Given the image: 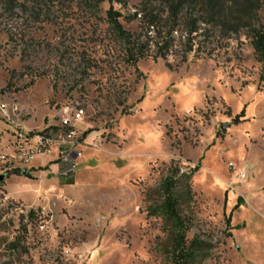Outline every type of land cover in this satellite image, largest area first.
<instances>
[{
	"label": "rangeland",
	"instance_id": "obj_1",
	"mask_svg": "<svg viewBox=\"0 0 264 264\" xmlns=\"http://www.w3.org/2000/svg\"><path fill=\"white\" fill-rule=\"evenodd\" d=\"M151 1L41 0L37 21L11 19L0 0V103L32 132L66 106L85 110L74 136L29 164L0 111V264H171L169 226L148 208L172 163L199 162L181 206L187 238L212 244L204 264H264V82L247 27L203 23L197 53L176 38L167 58L152 45L135 62L107 12L144 36L137 14L163 10ZM257 13L264 27V0ZM15 168L32 178L7 176Z\"/></svg>",
	"mask_w": 264,
	"mask_h": 264
},
{
	"label": "trees",
	"instance_id": "obj_2",
	"mask_svg": "<svg viewBox=\"0 0 264 264\" xmlns=\"http://www.w3.org/2000/svg\"><path fill=\"white\" fill-rule=\"evenodd\" d=\"M84 1L87 5L93 6L100 5L106 0ZM154 1L158 2L163 10L146 9L145 15L141 17L146 27L144 36H134L127 32L120 22L122 13L113 6L107 12L108 20L118 35L136 50V56H132L135 62L143 58L148 51L146 48L152 45L157 50V56L167 58L174 47L176 38L185 42L187 54L194 51L197 53L198 49L196 50L194 47L195 39L203 23H210L222 29L229 28L230 31H237L246 26L256 57L262 64L260 80L264 82V27L261 25L257 13L260 8V0ZM3 2L5 12L11 19L16 16L18 9L30 12L37 21H40L44 14L38 6L41 0H3ZM152 27L153 35L150 34ZM181 27L184 29L183 31L179 30ZM176 32L179 36L175 35ZM244 116L245 108L235 117L234 121L239 122ZM49 130L50 128H46L42 132H33L32 134L44 133ZM200 167L199 162L193 170L184 171L179 164L172 163L168 175L160 184L158 198L148 208V215L162 218L169 226L172 235L171 248L168 250L171 264H204L212 251L211 243L197 237L192 240L187 238L189 223L181 209V206L192 198L191 177L193 172L198 171ZM30 171L25 176L31 177ZM12 173L22 175L23 169L9 170L7 176ZM30 214H34L33 210L30 211ZM228 222L230 224V217Z\"/></svg>",
	"mask_w": 264,
	"mask_h": 264
},
{
	"label": "built area",
	"instance_id": "obj_3",
	"mask_svg": "<svg viewBox=\"0 0 264 264\" xmlns=\"http://www.w3.org/2000/svg\"><path fill=\"white\" fill-rule=\"evenodd\" d=\"M141 17L142 14L139 13L138 18ZM150 34H154L153 29H151ZM175 35L179 36L177 32ZM0 111L8 122L16 126L13 157L25 164L33 162L36 156L45 155L49 151L50 146L55 144L57 136H60V138H63V135L67 137L74 136L77 124L83 120L85 115V110L80 105L74 107L66 106L62 109L59 124L54 126L57 129L53 128L48 132L32 134V131L24 130L25 127L20 121L22 110L17 104L1 102Z\"/></svg>",
	"mask_w": 264,
	"mask_h": 264
},
{
	"label": "water",
	"instance_id": "obj_4",
	"mask_svg": "<svg viewBox=\"0 0 264 264\" xmlns=\"http://www.w3.org/2000/svg\"><path fill=\"white\" fill-rule=\"evenodd\" d=\"M229 125H230L229 123H222L221 124V129L222 130H225ZM27 172H28V170L27 169H24L23 170V175H26ZM5 178H6V175L5 174H0V182L4 181Z\"/></svg>",
	"mask_w": 264,
	"mask_h": 264
},
{
	"label": "bare ground",
	"instance_id": "obj_5",
	"mask_svg": "<svg viewBox=\"0 0 264 264\" xmlns=\"http://www.w3.org/2000/svg\"><path fill=\"white\" fill-rule=\"evenodd\" d=\"M152 29H153V27H152Z\"/></svg>",
	"mask_w": 264,
	"mask_h": 264
}]
</instances>
